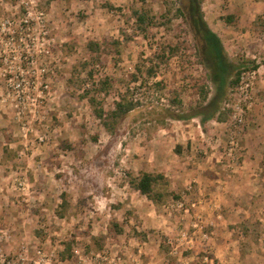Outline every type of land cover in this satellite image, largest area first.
Returning a JSON list of instances; mask_svg holds the SVG:
<instances>
[{
  "label": "rangeland",
  "instance_id": "1",
  "mask_svg": "<svg viewBox=\"0 0 264 264\" xmlns=\"http://www.w3.org/2000/svg\"><path fill=\"white\" fill-rule=\"evenodd\" d=\"M49 1L0 0V224L10 235L7 251L26 240L32 249L44 244L61 253L71 238L89 248L107 233L105 244L145 242L155 264H264V0H146L167 24L128 43L130 8L139 0ZM177 8L185 16L176 18ZM230 15L233 24L224 20ZM210 33L215 42L202 45L198 39ZM178 35L187 38L189 53L199 46L205 64L175 58L146 86L131 84L145 106L114 135L78 88L71 95L68 80L86 78L81 64L90 59L89 41H122L121 56L97 68L125 91L136 65ZM242 61L259 69L246 71L237 91L229 81ZM204 77L209 101L198 107L193 85ZM156 82L163 83L158 94ZM175 90L185 114L217 107L230 111L227 120L218 121V113L207 121L169 118L166 95ZM237 101L245 106L241 123L233 118ZM141 171L165 174L179 198L158 207L131 189L126 172ZM113 219L124 223L116 237Z\"/></svg>",
  "mask_w": 264,
  "mask_h": 264
},
{
  "label": "trees",
  "instance_id": "2",
  "mask_svg": "<svg viewBox=\"0 0 264 264\" xmlns=\"http://www.w3.org/2000/svg\"><path fill=\"white\" fill-rule=\"evenodd\" d=\"M54 1V0H50ZM49 1V2H50ZM141 5L134 6L130 8V17L129 20L133 21L131 36L125 35V42L128 43L132 41L135 37L143 36L144 38H149L153 34L154 30L161 28L166 25V22H160L158 17L154 13V10L147 5L146 0H139ZM174 5V3H172ZM200 5V3H199ZM105 7L109 10H115V7L111 3H106ZM23 13L26 14L27 11L23 7ZM168 13H171L169 10ZM176 18L185 16L183 9L177 8L175 15ZM228 24H233L235 22V16L230 15L224 18ZM193 23V21H191ZM263 23V22H261ZM264 25V24H263ZM209 36L200 37L198 40L203 45L208 42H215L216 36L213 34H208ZM121 46L122 41L104 39L103 41L91 40L86 46V51L90 55V59L85 60L82 64V72L86 73L85 79H79V77L73 75L72 78L68 80V89L70 91L73 88L74 91H70L71 95H76L75 88H78L80 92V99L87 100L93 116L99 120L102 127L111 135H114L120 124L133 112L137 109L145 106L144 99H140L135 91L131 88V84L139 83L141 86H146L149 84L150 80L157 78L159 69L162 65L169 64L171 60L179 58L181 61H185L187 57L194 56L196 57L197 64H205L204 56L201 52L199 46H196L194 53H189L190 48L187 45V38H182L181 35L177 36L176 41L168 42L162 45L156 52L153 53L152 57H149L146 62H139L136 65L135 73L130 77V83L127 85L125 91L118 90L116 88V80L111 76L105 75L104 73L98 70L105 59L108 57L119 58L121 56ZM220 62L219 65L222 66V70L227 71V65L224 61V56L222 49L218 56ZM219 60L217 63H219ZM117 64L119 63L116 60ZM190 62V61H188ZM259 69L258 65L253 61H242L236 67H234V74L229 81V86L231 89L236 88L241 83L243 74L248 70L257 71ZM207 78L198 79L193 85V90L195 96L198 97L199 105L202 107L209 101V87L207 83ZM210 79V77H209ZM152 89L156 90L158 94L163 89V83L156 82L152 84ZM219 94H222L220 92ZM172 95V96H171ZM171 95H166L170 104L169 109H165L169 118L173 120H183V119H192L195 116L203 115L204 121H207L217 115V120L223 122L227 120V116L230 113L229 110L218 111L217 107H214L210 113H204L201 110L194 111L192 113L185 114L184 102L182 100L181 94L178 91H171ZM221 97V96H219ZM112 98L111 107L107 108L106 102L108 99ZM158 99L161 100L162 96H158ZM216 100V99H215ZM214 100V101H215ZM213 101V102H214ZM216 105V104H215ZM214 105V106H215ZM172 108V109H171ZM183 110V111H182ZM180 112L181 114H178ZM185 114V115H184ZM64 148L71 149L72 146L69 143H65ZM5 152L9 153V148L5 147ZM176 152H180V149L177 147ZM126 178H128V185L131 189L137 191L141 195L145 196L150 202L156 206L164 205L170 196L178 199L179 196L173 192L168 191L167 186L170 181L163 173H153L147 171H141L138 175H134L131 172H126ZM61 199L64 201L62 207L66 206V195L62 194ZM116 209L123 208L122 205H116ZM110 232L114 237L123 234L124 232V223L117 222V219H113L109 227ZM39 236L42 235L41 231H38ZM109 234V233H108ZM110 235V234H109ZM147 234L143 235V238ZM110 237H107V233L101 236H94L92 238V245L89 249L92 250H102L105 246V242L109 240ZM146 239V238H145ZM74 238L69 239L64 242V250L60 253L62 259H70L73 256V245L75 243ZM166 240V239H165ZM143 241V239H142ZM204 254L199 255V258H203Z\"/></svg>",
  "mask_w": 264,
  "mask_h": 264
},
{
  "label": "built area",
  "instance_id": "3",
  "mask_svg": "<svg viewBox=\"0 0 264 264\" xmlns=\"http://www.w3.org/2000/svg\"><path fill=\"white\" fill-rule=\"evenodd\" d=\"M27 14V13H26ZM244 77L236 90H243ZM247 86H249L247 84ZM238 102V101H237ZM245 114V106L236 103L233 118L241 123ZM231 149L237 143L231 142ZM186 236V234L184 235ZM206 236V235H205ZM136 239V238H135ZM10 243V235L0 224V264H155L148 260L144 251L145 242L132 240L124 244L107 243L102 250H89L87 246L76 243L73 245V256L70 259H62L60 253L50 251L44 244L32 249L29 242L23 240L17 251L10 253L6 246ZM134 248V249H133ZM63 251V249L61 248Z\"/></svg>",
  "mask_w": 264,
  "mask_h": 264
}]
</instances>
